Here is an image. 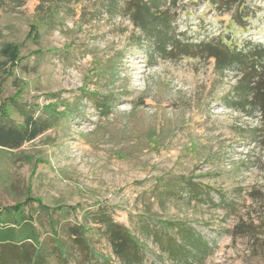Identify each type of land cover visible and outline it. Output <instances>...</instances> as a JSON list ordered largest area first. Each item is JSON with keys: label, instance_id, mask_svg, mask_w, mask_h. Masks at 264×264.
Listing matches in <instances>:
<instances>
[{"label": "rangeland", "instance_id": "obj_1", "mask_svg": "<svg viewBox=\"0 0 264 264\" xmlns=\"http://www.w3.org/2000/svg\"><path fill=\"white\" fill-rule=\"evenodd\" d=\"M54 1L0 9V50L21 48L0 103L16 101V123L17 106L53 122L20 149L0 148V207L41 201L30 209L50 264H122L99 231L90 246L72 240L101 209L139 238L143 264H173L157 240L179 243L190 228L212 249L197 264H264V117L232 103L243 66L215 56L264 49V0H165L163 39L124 13L127 0L110 12L101 0ZM53 234L70 244L66 257Z\"/></svg>", "mask_w": 264, "mask_h": 264}, {"label": "trees", "instance_id": "obj_2", "mask_svg": "<svg viewBox=\"0 0 264 264\" xmlns=\"http://www.w3.org/2000/svg\"><path fill=\"white\" fill-rule=\"evenodd\" d=\"M27 0H0V9L9 2L16 5H22ZM62 0H55L53 6L57 7ZM111 11L116 5L117 0H101ZM109 1V2H108ZM165 0H127L124 13L130 16L137 27H140L148 36H155L157 39L167 37V31L159 26H167L165 20H160V16L165 13L162 11L161 4ZM29 35L38 37L39 31L36 26L30 30ZM164 43V42H163ZM162 43V44H163ZM165 44V43H164ZM163 44V46H164ZM226 51H219L215 56L219 59L220 67L226 65L239 64L241 67V77L234 85L233 91L238 101L240 110L251 115L254 109L261 112L264 117V56L263 50L253 52H236L231 51L229 46ZM164 50V49H163ZM21 48L17 43H6L0 50V76L8 77L21 62ZM212 53V52H211ZM229 55L233 56L229 59ZM1 100V97H0ZM16 101L5 100L0 103V148L1 149H20L25 143L33 141L38 136L52 127L53 122H47L48 119H42L38 116L31 115L28 110L21 106L14 109L23 117V121L16 123L9 112L10 105L15 106ZM105 110V114L110 113V108L106 102H99ZM251 109L246 110V106ZM254 108V109H253ZM37 199V198H36ZM35 198L29 196L25 202L16 203L13 206L0 207V214H4L6 222H1L0 233V264H50L53 257L46 244L41 241L39 228L35 223V214L31 210V202ZM37 201H40L37 199ZM41 202V201H40ZM43 213L47 215L50 224H54L52 214L49 209L42 203ZM28 207L29 210H26ZM31 208V209H30ZM46 208V211H45ZM63 208V207H62ZM61 209V211H63ZM73 208V207H71ZM35 211V210H34ZM39 212V211H38ZM88 220L90 224H88ZM170 224L163 222L162 227L167 229ZM52 230L53 227L51 228ZM99 231L104 235L112 245L113 253L121 260L122 264H143L145 253L143 244L137 236L123 223L114 220L111 214L104 209L96 213H88L85 216L84 223L71 227L72 240L90 246V234ZM4 232L6 234H4ZM13 232L14 234H11ZM55 251L61 257H66L69 243H64L60 238L53 234ZM161 243L163 250L168 252L173 259V264H197L201 263L202 258L211 254V247L202 240V238L192 228L188 229L185 236L180 238L181 242L176 239H165L167 246ZM92 251V249H91ZM192 254V259L188 255ZM177 255H180L178 257Z\"/></svg>", "mask_w": 264, "mask_h": 264}]
</instances>
